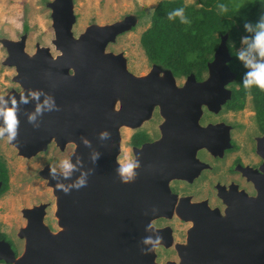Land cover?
Instances as JSON below:
<instances>
[{
	"label": "water",
	"instance_id": "95a60500",
	"mask_svg": "<svg viewBox=\"0 0 264 264\" xmlns=\"http://www.w3.org/2000/svg\"><path fill=\"white\" fill-rule=\"evenodd\" d=\"M47 6L53 33L51 44L58 53L53 56L47 47L36 46L28 55L24 51L25 35L18 40H2L6 50L3 63L14 68L11 79L21 91L1 95L8 103H0V109L12 107V99L17 102L18 135L9 143L18 155L29 158L45 151L50 142L59 149L72 143L68 159L77 170L68 179L56 170L53 180L50 167L41 169L40 175L54 196V217L59 228L51 231L43 223L45 204L23 208L25 225L16 233L23 240L22 251L15 256L10 244L0 239V259L10 264H158L154 261V247L142 254L141 249L150 247L142 239L163 231L151 226L152 219L171 215L175 196L169 191V180L192 178L198 173L202 165L194 159V153L200 146L213 154L228 147L226 136L217 139L218 146H209L216 127L201 128L196 124L201 106L218 111L230 98L231 91L225 85L235 73L227 65L230 55L226 35L220 37L206 63L207 76L196 81L189 73L178 86L168 69L152 64L146 74L135 76L126 69L121 53L105 51L117 35L134 26L130 15L111 24L87 26L73 36L75 15L71 1L52 0ZM29 90L43 94L34 100ZM45 95L59 110L44 111L29 123L28 115L35 112L37 103L43 104ZM21 96L29 102L21 103ZM154 107L164 117L159 127L161 136L133 149L134 161L139 159L140 167L135 170L134 181L122 183L116 171L120 166L116 160L118 129L122 125L139 126ZM183 115L191 120L188 123L193 126L189 130L177 124ZM3 126L0 117V127ZM104 130L110 133V140L98 138ZM80 137L89 140L90 147ZM94 153H99L95 162ZM81 178L86 179V186L71 187ZM57 182L69 187V192L58 190ZM253 201L259 212L254 218L259 234L253 242L250 238V244L244 242L242 256L223 254L219 260L209 257L206 247L213 243L207 240L206 233L210 226L205 224L203 214L197 213L199 204H190L187 212L176 214L185 220L192 218L198 232L188 236L186 244L177 249L178 263L164 264H264V195ZM192 213L197 214L195 219ZM149 225L151 228L146 231Z\"/></svg>",
	"mask_w": 264,
	"mask_h": 264
},
{
	"label": "flooded vegetation",
	"instance_id": "af4514ba",
	"mask_svg": "<svg viewBox=\"0 0 264 264\" xmlns=\"http://www.w3.org/2000/svg\"><path fill=\"white\" fill-rule=\"evenodd\" d=\"M205 73L201 79L194 77L195 80H203L207 76V70ZM230 83L225 87L231 91ZM261 94L264 96V93ZM187 112L194 114L196 111ZM189 121L191 120L183 115V119L178 120L177 124L189 130L193 126L188 123ZM163 122L164 117L157 107H154L139 126H120L128 129L126 145L130 160L135 159L133 149L152 143L161 136L159 127ZM144 123L147 124L144 126ZM196 124L201 128L216 127L210 135L213 139L208 140L209 146H218L217 139L226 136L228 147L220 154H213L207 147L200 146L194 153V159L202 165L198 173L192 178L169 180V191L175 196L171 215L159 216L150 221L154 229L163 230L158 234L162 237L161 242L153 248L154 260L164 257L158 264L167 261L178 263L177 249L186 244L188 236L193 237L196 231L198 232L195 230V221L192 218L185 220L176 214V211L187 212L190 204H199L196 207L197 213L203 214L205 224L210 226L206 233L207 240L213 243L206 247L209 257L219 260L218 258L225 254L238 258L242 256L244 242L250 244V238L252 237L253 242L254 237H258L259 234L258 221L254 219L259 212L253 207L256 204L253 200L259 195H264V98H255L248 89L244 88L240 107L228 108L226 101L218 111H209L205 106H201ZM0 163L5 168L7 178L5 189L2 188V179H0L1 198L3 192L7 190L8 173L1 158ZM191 168L195 170L194 165ZM57 170L62 171V169ZM39 204H45L44 218L48 203L38 202L32 206ZM196 215L193 214L194 219ZM21 217L25 225L22 214ZM0 239L10 244L15 256L19 255L7 235L4 234V238ZM0 264L10 263L0 259Z\"/></svg>",
	"mask_w": 264,
	"mask_h": 264
},
{
	"label": "rangeland",
	"instance_id": "374dc122",
	"mask_svg": "<svg viewBox=\"0 0 264 264\" xmlns=\"http://www.w3.org/2000/svg\"><path fill=\"white\" fill-rule=\"evenodd\" d=\"M52 0H0V96L13 90L21 89L12 81L14 68L3 63L6 50L2 40H18L25 35L24 51L31 55L36 46L47 47L51 55L58 53L51 44L53 33L50 21V9L47 3ZM75 15L71 27L73 36L90 25H107L122 21L130 15L134 26L115 37L108 43L105 51L121 53L126 61V69L135 76L146 74L151 64L146 59L138 42L139 34L148 26L149 14L160 0H70ZM185 4L199 5L197 0H182ZM26 26V29H24ZM206 73H204L205 76ZM184 81V76L176 77V85ZM117 106L115 105L114 108ZM147 123H144V126ZM127 128L120 127L119 154L116 157L120 164L125 158L130 160L127 153ZM74 145L66 143L59 149L54 142L45 151L24 158L17 154L16 149L9 143L6 136L0 138V158L4 161L8 173V185L0 198V232L7 235L17 254L23 247V240L16 236L18 228L24 225L20 211L39 203H48L43 222L51 230L59 227L54 217V196L46 180L40 175L45 166L61 169L59 161L68 159ZM164 257L155 259L160 263Z\"/></svg>",
	"mask_w": 264,
	"mask_h": 264
},
{
	"label": "trees",
	"instance_id": "16d2710c",
	"mask_svg": "<svg viewBox=\"0 0 264 264\" xmlns=\"http://www.w3.org/2000/svg\"><path fill=\"white\" fill-rule=\"evenodd\" d=\"M197 2L198 6L185 4L182 0L158 1L149 14L148 26L139 34V45L148 62L168 69L174 77L192 73L196 79H201L220 37L226 35L225 45L230 55L227 65L235 73L230 83L231 95L226 105L228 108L240 107L244 90L241 78L247 69L237 59V52L244 47L240 42L241 38L252 35L245 31V23L255 25L264 15V0ZM219 5H224L227 10L221 11ZM179 8L184 9L188 23H181L179 17L168 19V14ZM248 91L255 98H264L261 94L264 90L255 86ZM0 168L2 188L5 189L7 178L2 163ZM0 238H4L1 232Z\"/></svg>",
	"mask_w": 264,
	"mask_h": 264
},
{
	"label": "clouds",
	"instance_id": "9594fccd",
	"mask_svg": "<svg viewBox=\"0 0 264 264\" xmlns=\"http://www.w3.org/2000/svg\"><path fill=\"white\" fill-rule=\"evenodd\" d=\"M221 11H226L224 5L218 6ZM179 17L181 23H188L189 21L184 15V9L179 8L168 14V19L172 20ZM245 31L251 33L250 36H245L241 38V44L244 47L238 49L237 59L242 62L247 71L241 78V83L244 88L251 89L253 86L264 90V15L260 17L255 25L251 23H245ZM42 92L31 91L29 90V95L34 100H39ZM21 103L27 104L29 101L26 97L21 96ZM0 103L7 104V101H4L0 97ZM12 107H6L0 109V117H3V127H0V138L5 137L7 133V140L9 142L15 141L18 135L19 128V119L17 116V102L15 99L11 100ZM59 110L56 108V105L52 101V98L45 95L43 104L37 103L35 107V112L30 113L27 117L29 123H33L36 120V116L42 114L44 111ZM98 138L102 141L110 140V133L107 130L101 131L98 133ZM81 142L85 146L90 147V141L84 137H80ZM93 161L99 159V153H94L92 157ZM77 162L79 163V157H77ZM60 168L62 169V175L65 179H68L72 171L77 170L76 167L70 163L69 159H63L59 161ZM140 167L139 159L135 161L125 158L124 162L120 163V166L116 169L117 174L119 175L122 183H130L135 180L137 173L136 169ZM50 176L53 180H56V168L52 167L49 170ZM83 175V174H82ZM86 179L81 178L71 187L79 189L80 187L86 186ZM56 187L58 190H62L65 194L69 192V187H66L64 184L57 182ZM158 211V209L156 210ZM151 226L145 230H150ZM162 240L157 234L146 236L142 239L144 245H150L146 249H141L142 254H146L151 251L153 247L158 245Z\"/></svg>",
	"mask_w": 264,
	"mask_h": 264
}]
</instances>
